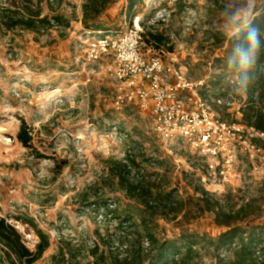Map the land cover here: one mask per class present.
<instances>
[{"label":"rangeland","instance_id":"374dc122","mask_svg":"<svg viewBox=\"0 0 264 264\" xmlns=\"http://www.w3.org/2000/svg\"><path fill=\"white\" fill-rule=\"evenodd\" d=\"M15 3L51 21L29 31L0 25V216L32 251L39 241L32 224L49 237L35 264H90L94 244L109 258L111 237L115 248L129 240L119 253L131 237L143 249L148 239L153 251L186 232L200 244L192 263L217 264L211 243L201 245L200 236L225 230L216 222L218 199L225 211L254 207L255 224L264 225V149L254 141L264 138L246 132L261 152L239 153L230 183L219 175L209 180L213 159L186 143L163 144L152 128L153 111L135 104L117 109L115 86L101 64H84L82 43L92 37L85 14L90 27L123 32L137 13L152 19L143 2L130 8L131 0H0V13L12 12ZM172 11L173 53L190 64L191 77L206 79L213 98L230 85L246 103L239 76L226 71L225 51L264 12V0H177ZM213 109L228 125L247 128L241 108ZM22 121L32 139L28 148L17 139ZM134 257L148 264L146 256Z\"/></svg>","mask_w":264,"mask_h":264},{"label":"built area","instance_id":"2783aa9c","mask_svg":"<svg viewBox=\"0 0 264 264\" xmlns=\"http://www.w3.org/2000/svg\"><path fill=\"white\" fill-rule=\"evenodd\" d=\"M176 2L144 0V9L153 12L151 20L137 13L123 32L88 31L87 35L92 37L82 43L84 64H101L100 73L115 86L114 106L117 109L132 104L145 111L150 108L152 128L163 144L186 143L193 152L213 159L207 171L209 180L219 175L223 183H230V172L234 170L238 154L252 150L261 152L245 133L260 138H264V133L222 121L213 108L242 109L245 104L242 98L233 93L226 97L209 96L206 79L191 77L189 63L179 60L173 52L165 53L167 48L156 50L145 43L144 35L149 26L165 30L167 35L170 33L172 8ZM184 27L188 30L187 23ZM167 44L174 46L172 37L169 36ZM5 143L12 145L14 141L7 138ZM142 244L144 249L147 245L145 250L142 247L146 254L153 253L148 239Z\"/></svg>","mask_w":264,"mask_h":264},{"label":"trees","instance_id":"16d2710c","mask_svg":"<svg viewBox=\"0 0 264 264\" xmlns=\"http://www.w3.org/2000/svg\"><path fill=\"white\" fill-rule=\"evenodd\" d=\"M136 1L131 0L130 8L136 5ZM139 1L143 2L144 0ZM97 2L92 7L94 13L97 9ZM16 5L15 3V9L12 12L4 9L1 11L0 25L4 24L8 29L21 28L28 31L46 24L51 26V21L47 17L41 19V16L34 14L30 7L21 8ZM86 14L83 25L87 31L109 33L98 26L90 27L88 14ZM245 25L244 29L229 40L230 48L225 51L226 71L237 73L241 89L247 92L248 100L242 107V123L247 128H254L256 131L264 133V12L261 11L257 15L255 13L254 17ZM253 33L257 38L255 46L250 40V35ZM144 40L147 45L156 50L168 48L170 53L174 52V46L169 47L167 44L169 36L165 30L160 31V29L149 26ZM229 89L230 85H227V91L221 95L226 97L231 94ZM18 133V141L23 147L28 148L32 139L25 121H22ZM254 141L264 149V140L257 138ZM139 189L140 187H137V190ZM205 195L208 196L207 193ZM219 202L218 199L214 206L216 222L225 230L219 233L216 238L200 236L201 245L206 240L211 243L210 248L218 258L217 264H264V225L255 224L253 218L256 215V210L254 207L244 205L239 209L225 211L224 208L219 207ZM106 206L108 205H105L104 208ZM127 222L129 221L124 223L127 224ZM31 227L39 238L35 251L26 246L22 233L18 232L6 217L0 216V264H35L43 257L49 249L50 239L33 224ZM126 239H120L118 244L120 247L115 248L116 241L112 237L109 238L107 241L111 249L109 258L103 253L99 256L100 246L94 244L91 252L93 261L89 263L143 264V262L137 263L139 257L135 258L134 256L144 255L148 264H193L192 261L198 254L197 247L200 245L199 242H196L195 235L186 232L174 239L160 242L152 254H146L141 244L136 243L135 239L131 237L130 246L126 245V249L122 250L125 254L119 253L121 247L129 241ZM128 251L132 252L134 256H131Z\"/></svg>","mask_w":264,"mask_h":264},{"label":"clouds","instance_id":"9594fccd","mask_svg":"<svg viewBox=\"0 0 264 264\" xmlns=\"http://www.w3.org/2000/svg\"><path fill=\"white\" fill-rule=\"evenodd\" d=\"M250 40L252 41L253 46L257 44V38L254 33L250 35Z\"/></svg>","mask_w":264,"mask_h":264},{"label":"bare ground","instance_id":"6f19581e","mask_svg":"<svg viewBox=\"0 0 264 264\" xmlns=\"http://www.w3.org/2000/svg\"><path fill=\"white\" fill-rule=\"evenodd\" d=\"M3 130V129H2Z\"/></svg>","mask_w":264,"mask_h":264}]
</instances>
